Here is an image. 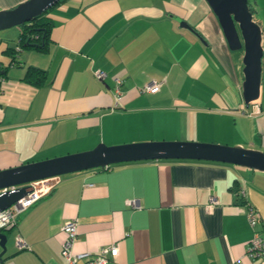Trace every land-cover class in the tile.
Masks as SVG:
<instances>
[{"label":"crops","instance_id":"obj_1","mask_svg":"<svg viewBox=\"0 0 264 264\" xmlns=\"http://www.w3.org/2000/svg\"><path fill=\"white\" fill-rule=\"evenodd\" d=\"M20 1L0 0V8ZM257 1L249 3L263 53L259 92L248 101L243 46H229L207 0H58L45 11V49H15L20 26L0 29V168L99 141L198 140L264 150V0ZM28 65L43 77L27 78ZM151 80L155 90L140 89ZM249 205L259 212L254 225ZM67 217L77 219L73 251L116 243L101 264H264L246 252L255 232L264 235V169L158 157L59 173L1 229V264L65 262L60 225ZM16 234L26 247H16Z\"/></svg>","mask_w":264,"mask_h":264},{"label":"water","instance_id":"obj_2","mask_svg":"<svg viewBox=\"0 0 264 264\" xmlns=\"http://www.w3.org/2000/svg\"><path fill=\"white\" fill-rule=\"evenodd\" d=\"M58 0H22L9 8H0V28L29 20ZM217 14L231 48L243 46V95L246 101L259 92L262 44L261 26L253 18L248 0H207ZM180 23L187 25L186 21ZM198 157L233 161L264 169V150L236 144L198 140H142L106 144L21 162L0 168V187L19 184L13 191H0V207L25 191V182L51 174L100 166L111 162L140 158ZM6 235L0 230V264L4 258Z\"/></svg>","mask_w":264,"mask_h":264},{"label":"built area","instance_id":"obj_3","mask_svg":"<svg viewBox=\"0 0 264 264\" xmlns=\"http://www.w3.org/2000/svg\"><path fill=\"white\" fill-rule=\"evenodd\" d=\"M15 49H19L18 45H15ZM96 76H103V71L96 68L94 69ZM119 77H115L116 84L119 83ZM158 87V82L151 80L140 86L141 90H155ZM115 91H118V86L115 85ZM58 180V174H51L38 178L31 179L25 182V191L18 197L11 200L7 205L0 207V230L8 228L15 224L17 215L34 202L40 196L46 194L54 183ZM19 184H11L9 186L0 187V191L8 189L13 191ZM127 203L134 205L136 202L134 199H126ZM211 200L215 201L216 197L211 196ZM247 216L249 222L254 225L259 217L257 209L249 205ZM77 219L76 217H67L60 225L64 235L60 241V253L65 258V262L55 263L52 261L44 262L43 264H101L105 262L108 257H113L117 251L116 243L102 244L94 251L82 250L73 251L71 248L72 241L76 235ZM14 243L17 248H24L27 246L25 240L18 234L14 237ZM246 252L250 256H255L264 263V235L259 232H255L249 239L246 247ZM233 264H237L233 262Z\"/></svg>","mask_w":264,"mask_h":264},{"label":"trees","instance_id":"obj_4","mask_svg":"<svg viewBox=\"0 0 264 264\" xmlns=\"http://www.w3.org/2000/svg\"><path fill=\"white\" fill-rule=\"evenodd\" d=\"M46 9L38 14H35L29 20L18 23L20 30L18 32L15 45H18L19 48L26 46H32L37 49L46 48L49 37V28L51 25V20L45 14ZM29 75L34 76L37 80H40L44 75V71L39 67L28 65L26 67V77L29 78Z\"/></svg>","mask_w":264,"mask_h":264},{"label":"rangeland","instance_id":"obj_5","mask_svg":"<svg viewBox=\"0 0 264 264\" xmlns=\"http://www.w3.org/2000/svg\"><path fill=\"white\" fill-rule=\"evenodd\" d=\"M249 1L252 2V3L255 2V0H249ZM258 1H259V0H258ZM258 1H257V2H258ZM259 2H260V3H258V5H259V7H260V4H261L262 0H260ZM254 6H255V5H254ZM17 25H19V24H11V25H9V26L1 27L0 29L9 28V27L17 26Z\"/></svg>","mask_w":264,"mask_h":264}]
</instances>
